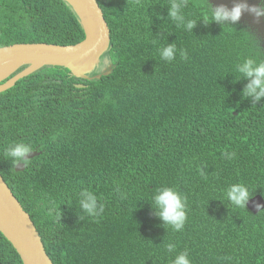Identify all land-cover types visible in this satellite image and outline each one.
<instances>
[{"label":"trees","instance_id":"trees-1","mask_svg":"<svg viewBox=\"0 0 264 264\" xmlns=\"http://www.w3.org/2000/svg\"><path fill=\"white\" fill-rule=\"evenodd\" d=\"M97 1L111 44L91 77L109 75L44 67L0 94V173L54 264H172L184 250L192 264H264V210L226 198L234 183L264 198V96L245 97L250 79L235 70L248 57L264 62L256 32L205 22L210 0H186L179 27L172 0ZM84 40L63 0H0V48ZM171 44L168 62L160 50ZM15 143L39 153L22 171L5 155ZM164 186L187 197L182 231L157 215L152 197ZM85 189L104 204L99 217L80 208ZM0 264H23L1 232Z\"/></svg>","mask_w":264,"mask_h":264},{"label":"water","instance_id":"water-1","mask_svg":"<svg viewBox=\"0 0 264 264\" xmlns=\"http://www.w3.org/2000/svg\"><path fill=\"white\" fill-rule=\"evenodd\" d=\"M75 13L85 32V40L74 46L50 44H16L0 48V94L11 90L22 79L44 67H61L71 71L81 79H101L112 70L90 78L101 64L103 56L109 51L111 30L97 0H63ZM216 7L231 10L238 4H247L239 22L246 23L255 17L250 11V0H211ZM250 24V23H249ZM251 25V24H250ZM21 68V72L16 73ZM39 155L37 152L26 155L30 160ZM17 171L25 170L20 164ZM249 202V207L257 213L264 209V200L258 196ZM259 206V207H258ZM260 209V210H259ZM0 232L13 245L23 264H54L46 251L41 235L31 216L24 210L3 176L0 174Z\"/></svg>","mask_w":264,"mask_h":264},{"label":"clouds","instance_id":"clouds-1","mask_svg":"<svg viewBox=\"0 0 264 264\" xmlns=\"http://www.w3.org/2000/svg\"><path fill=\"white\" fill-rule=\"evenodd\" d=\"M210 3H211V0H210ZM210 3H209L210 6L208 7L207 11H205V13L203 14V19L205 20V22L214 21V22H218L221 24H223L226 21H231L232 23L238 22V23H241L249 27L253 32H256V34L259 31L258 26L254 24L250 25L249 23L239 22V19L241 18L243 12L246 9H248L247 4H238L234 6L231 10H228L226 7H223V6L215 8L214 5L212 3L211 5ZM185 5H186V0H184L183 3L177 2V0H172L171 2L169 16L174 22L177 23L178 27L182 26L183 21H184V16L181 14V9ZM250 11L255 13V16H258V17L264 16V8H258L254 6L250 9ZM195 23H196L195 20H188L186 24V28L188 30H191L192 28L195 27ZM177 51L178 49L175 44L167 45L160 50L161 59L171 62L176 58ZM180 55L183 59H187V53L185 51L180 50ZM22 69L23 68H21L16 73L21 72ZM96 70L94 72H96ZM110 70L113 71L112 68L107 67L104 72H107ZM235 70L239 74L250 79V82L247 84V86L244 89L245 97L254 96L256 100H259L262 96H264V62H258L256 58L248 57V58H245L242 63L237 64ZM92 74H89L90 78H94V77H91ZM93 80H96V79H93ZM79 87L81 88L83 86L80 85ZM32 150L33 148L31 145H27L25 143H15L14 147L10 145L5 150V155L10 156V157H15V160L13 161L14 164H17L21 161H23L25 164H29L30 162L27 159H25V157H26V154L27 155L28 153L30 154ZM224 155L228 159H231L232 156H234L235 154L225 153ZM20 164H23V163H19L18 165ZM201 174L203 175L202 171H201ZM79 196H80L79 206L80 208L84 210V214L91 216V217H99L104 212V204L98 201L97 195L94 194L93 192L85 189L79 193ZM258 196H260L264 200V198L261 195H256L250 198L251 197L250 190L248 186L243 183H234L230 185L226 190L227 200L232 205L238 208H244L247 205V207L251 210L248 204L251 201L253 204H256L257 201H254V200L258 198ZM152 200L154 201V206L158 209L157 215L162 218V220L165 222V225L170 226L174 231H177V232L182 231L185 226V222L187 220V197L181 194L178 190H176L173 187L164 186V187L157 189L156 193L152 197ZM24 210L26 211L25 208ZM262 210L258 211L257 213L261 212ZM252 212L255 213L254 211ZM29 215L31 216V214ZM166 249L169 253L175 252L176 245L174 243H168L166 245ZM172 264H192L188 250H184L183 252L178 253L173 259Z\"/></svg>","mask_w":264,"mask_h":264},{"label":"flooded vegetation","instance_id":"flooded-vegetation-1","mask_svg":"<svg viewBox=\"0 0 264 264\" xmlns=\"http://www.w3.org/2000/svg\"><path fill=\"white\" fill-rule=\"evenodd\" d=\"M253 5L258 8H264V0H250ZM246 23L254 24L258 26L259 31L257 32V37L261 41V47L264 50V16H252V19L245 21Z\"/></svg>","mask_w":264,"mask_h":264},{"label":"rangeland","instance_id":"rangeland-1","mask_svg":"<svg viewBox=\"0 0 264 264\" xmlns=\"http://www.w3.org/2000/svg\"><path fill=\"white\" fill-rule=\"evenodd\" d=\"M216 8V6H214Z\"/></svg>","mask_w":264,"mask_h":264}]
</instances>
